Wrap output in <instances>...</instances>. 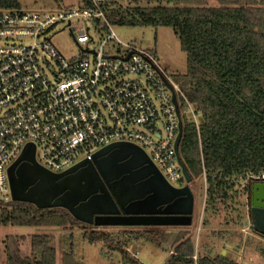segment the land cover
<instances>
[{
  "label": "built area",
  "instance_id": "obj_1",
  "mask_svg": "<svg viewBox=\"0 0 264 264\" xmlns=\"http://www.w3.org/2000/svg\"><path fill=\"white\" fill-rule=\"evenodd\" d=\"M107 1L37 13L0 8V197L5 202L12 200L8 168L29 145L36 162L58 174L92 161L110 144L130 143L168 182L187 184L180 146L188 123L199 131L201 112L153 54L104 52L107 40L116 38ZM96 22L111 33L92 48ZM59 25L79 47L72 60L52 42ZM46 56L57 65L50 73ZM258 181H264V172L248 175L243 187Z\"/></svg>",
  "mask_w": 264,
  "mask_h": 264
},
{
  "label": "trees",
  "instance_id": "obj_2",
  "mask_svg": "<svg viewBox=\"0 0 264 264\" xmlns=\"http://www.w3.org/2000/svg\"><path fill=\"white\" fill-rule=\"evenodd\" d=\"M14 4L16 0H0V8ZM82 4H89V0H82ZM107 18L115 25L175 30L187 54L186 72L175 80L201 112L199 131L193 123L184 127L182 162L192 178L206 177V208L238 196L241 190L249 196L251 184L243 187L240 180L264 172V0H108ZM117 217L130 218L90 223L100 231L89 239L106 240L109 229L164 225L154 224L150 216L141 219L120 213ZM81 223L85 224L64 207L42 208L13 199L5 202L0 197V226L66 227ZM119 232L132 234L133 239L141 236L134 231ZM183 233L180 231L175 251L164 264H237L215 255L213 249L195 260L193 243L183 238ZM24 238L6 236V264H57L52 236L32 235L29 255H22L20 249ZM133 239L117 247L125 263L142 264L125 250ZM63 264L78 263L66 255Z\"/></svg>",
  "mask_w": 264,
  "mask_h": 264
},
{
  "label": "rangeland",
  "instance_id": "obj_3",
  "mask_svg": "<svg viewBox=\"0 0 264 264\" xmlns=\"http://www.w3.org/2000/svg\"><path fill=\"white\" fill-rule=\"evenodd\" d=\"M81 4L82 0H16L12 8L37 13ZM111 28L116 38L107 40L105 44L103 50L108 55L123 54L129 49H138L153 54L158 64L173 78L186 72L187 54L182 50L178 35L173 28L115 24H111ZM55 31L52 42L66 59L72 60L79 53V47L71 32L67 28L63 29V25H59ZM91 32L94 41L90 45L92 48H98L111 30L96 22ZM45 58L47 59L46 69L50 73L57 68V65L48 56ZM187 119H192L189 112ZM139 160L140 157L133 147L123 152L113 149L106 159L98 162L95 168L99 170L103 181H112L121 170L134 165ZM82 182L83 184L88 183L85 179ZM169 183L176 188L186 185L183 179L169 178ZM240 184L243 185V180H240ZM188 185L194 196L193 220L190 226L164 224L132 227V229L115 228L107 231L110 236L106 240L101 238L95 241H91L89 236L95 235L100 230L93 229L92 224L87 222L66 227L58 225L0 226V264L7 263L4 244L6 236H24L20 249L22 255H29L31 252L30 238L35 234H46L53 237V246L57 251V264H63L66 255H70L78 264H127L117 245L134 237L132 234H124L119 230L141 234L137 239L131 240L125 250L142 264H164L178 244L180 231H184L183 238L191 239L195 260L209 249H213L215 255H222L225 249L227 253L236 256V259L231 257V260L237 264H264V236L254 232L249 223L246 224V221H250V200L247 192L240 189L238 196L218 200L214 207L206 208L205 177L192 178ZM67 191L73 193L74 187L69 186ZM157 200V196H152L148 201L136 205L134 209L139 213L155 210L159 208Z\"/></svg>",
  "mask_w": 264,
  "mask_h": 264
},
{
  "label": "water",
  "instance_id": "obj_4",
  "mask_svg": "<svg viewBox=\"0 0 264 264\" xmlns=\"http://www.w3.org/2000/svg\"><path fill=\"white\" fill-rule=\"evenodd\" d=\"M180 138L181 126L175 143L176 149ZM131 147L136 149L140 160L121 170L112 181H103L99 170L95 168L98 162L106 159L113 149L123 152ZM181 165L187 184L176 188L165 179L141 148L118 142L99 150L92 161L84 160L57 174L36 162L34 147L29 145L8 168V177L13 200L31 202L42 208L64 207L83 222L115 223L124 218L117 217L122 213L137 215L141 219L150 216L154 224L190 225L194 196L188 184L192 181V176L183 162ZM84 179L88 181L87 184H83ZM69 186L74 187L73 193L67 191ZM152 196L158 197L159 208L140 213L134 209ZM249 199L253 213L252 226L264 236V181L250 185ZM222 256L236 259V256L227 253L225 249Z\"/></svg>",
  "mask_w": 264,
  "mask_h": 264
},
{
  "label": "flooded vegetation",
  "instance_id": "obj_5",
  "mask_svg": "<svg viewBox=\"0 0 264 264\" xmlns=\"http://www.w3.org/2000/svg\"><path fill=\"white\" fill-rule=\"evenodd\" d=\"M258 182H261V181H258ZM118 190V189H117ZM249 198V196H248ZM250 200V199H249ZM249 215H250V221L248 222L249 223V226L251 227V229L256 232L252 226V216H253V213L251 211V205L249 206ZM193 220V219H192ZM257 234H259L258 232H256ZM260 235V234H259Z\"/></svg>",
  "mask_w": 264,
  "mask_h": 264
},
{
  "label": "crops",
  "instance_id": "obj_6",
  "mask_svg": "<svg viewBox=\"0 0 264 264\" xmlns=\"http://www.w3.org/2000/svg\"><path fill=\"white\" fill-rule=\"evenodd\" d=\"M174 251H175V250L171 251V253L174 252ZM194 259H195V258H194ZM196 259H197V258H196Z\"/></svg>",
  "mask_w": 264,
  "mask_h": 264
}]
</instances>
